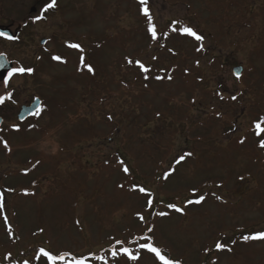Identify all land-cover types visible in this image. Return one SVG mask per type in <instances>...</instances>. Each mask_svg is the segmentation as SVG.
<instances>
[{
	"label": "rangeland",
	"instance_id": "1",
	"mask_svg": "<svg viewBox=\"0 0 264 264\" xmlns=\"http://www.w3.org/2000/svg\"><path fill=\"white\" fill-rule=\"evenodd\" d=\"M44 3L0 0V23L20 32L17 42L0 39V52L13 66L35 69L13 76L12 98L0 104V138L11 148L0 144V191L15 189L4 197L15 236L0 219V264H23L40 247L98 253L115 264L111 238L147 234L153 222L157 245L182 264H264V240L242 239L264 231V132L255 128L264 117V0H149L158 34H169L153 45L137 0H57L36 21ZM172 21L202 34L203 51H196L201 42L172 32ZM236 67L244 69L240 79ZM35 99L44 111L14 131L21 107ZM170 164L176 171L164 180ZM133 184L154 193L153 209L145 211ZM193 188L207 199L185 206ZM161 210L169 216L154 215ZM217 242L232 250L217 251ZM140 255L119 264H152L150 254Z\"/></svg>",
	"mask_w": 264,
	"mask_h": 264
},
{
	"label": "snow or ice",
	"instance_id": "2",
	"mask_svg": "<svg viewBox=\"0 0 264 264\" xmlns=\"http://www.w3.org/2000/svg\"><path fill=\"white\" fill-rule=\"evenodd\" d=\"M140 8V13L147 19V32L150 35L151 40L153 41H159L161 39V35L158 34L157 26L153 22V18L150 12L149 8V0H137ZM57 0H45V3L42 5L40 13L35 17L36 21L42 20L46 18V13L49 12V10L57 8ZM178 21H172L171 22V31L172 32H179L181 35L191 37L195 41L201 42L200 46L196 48L197 52L203 51V40L204 36L202 34H199L193 27L191 26H183L182 28L177 27ZM168 33L165 32L162 34L163 38L168 37ZM0 38L6 39L8 41H15L18 40L19 37L15 36L14 34H9L7 32L0 31ZM72 49H77L80 52H83V48L79 43H72L68 45ZM161 47H164V45H159ZM169 51H172L169 49ZM5 53L0 52V58H4ZM52 60L66 63L62 59L61 56L56 55L51 57ZM153 59H157V57H153ZM81 61H83V57H81ZM127 63L129 65L135 63L138 65L139 69L142 70L144 73H149L150 69L146 67V65L141 62L140 60L133 61L132 59H128ZM199 61H197V64ZM87 68V71L89 73H94V68L91 65H85ZM0 69H4L7 72V75L0 80V83L4 85L5 93L4 95H0V104L4 103L5 96H7L8 99L12 98V94L7 92V88L9 86L10 79L13 76L19 75H32L35 71L32 67H25V66H14L10 69L7 68L5 63H0ZM240 73H235V76L237 79H240ZM149 77L147 75L144 76V79L147 80ZM165 77H161L159 75L155 76V79L161 80ZM167 79L171 80L172 76L169 74L167 76ZM222 98V97H221ZM232 100H236L237 97L233 95ZM44 111V107L37 105V107L32 110L29 115H32L34 117H38L42 114ZM111 119V117H109ZM264 117L260 118L257 122H255V128L257 129V135H259L261 132H264ZM36 125H30V128H35ZM12 128L14 131H20L19 124H13ZM240 143H244V140H241ZM0 144L3 145V147L11 151L10 145L8 144L7 140H4L0 138ZM259 147L264 148V140H261L259 142ZM192 156L191 152L184 153L182 155H179L178 157L174 158V165H180L182 162L186 160V158ZM39 164V161H36L35 164L32 165L33 168H35ZM120 164L123 166L124 162L120 161ZM173 164H170L169 169L164 171L163 173V179L167 180L175 171L176 168ZM122 170L125 174H128L130 172V169L126 166L122 167ZM243 179V177H241ZM119 187L123 188L124 185L121 184ZM217 187H220V185H217ZM131 191L138 192L140 194H143L145 197V211L151 210L154 208V202H155V195L154 193L143 187L136 184H133L131 186ZM14 188H7L3 191H0V219L3 220V223L5 225L6 233L7 235L12 238L15 236L13 231V226L9 221V218L6 214V202H5V194L8 192H14ZM192 195L195 197V199H188L184 202L185 206L192 205V204H202L207 199L206 196L200 194L197 195V190L195 188L191 189ZM32 193H29L27 190L24 191V195H31ZM215 198L217 200H221L222 198L215 193H213ZM166 209H171L176 213L185 214L184 208L178 206L176 203H168L165 206ZM150 215H152V212H149ZM138 219L140 222H143L147 224V221L145 219V215L143 212H137L136 213ZM154 215L157 217H167L169 216V212L167 210H161L154 212ZM79 223V222H77ZM155 222L152 223L151 226L146 227V233L145 230H141V233L135 237H133L131 240L129 239H118L115 237L111 238V247L108 249L107 255H110L112 258V261H115V264H119L120 258L123 257L128 261H140L142 259L140 253L143 251L144 253L150 254L152 259V264H182V261L178 258H172L169 254H166L164 249L157 245L154 237H155ZM41 233L44 231L42 228L39 230ZM35 234V233H34ZM15 239H19V237H15ZM243 241L247 242L250 240H264V231H258L249 235H243L242 236ZM235 243V241H233ZM215 249L217 251H231V248H227V246L223 243L217 242L215 244ZM205 251H208V249H205ZM11 252L5 255L4 259L8 260L11 258ZM93 260L102 261L103 264H110L109 260L106 259L105 256H101L98 253H89V254H80L76 255L70 251H58L53 249H46L44 247H40L38 250H33V255L29 258L23 259V264H33V262H38V264H92ZM212 264H217L215 260L212 261Z\"/></svg>",
	"mask_w": 264,
	"mask_h": 264
},
{
	"label": "water",
	"instance_id": "3",
	"mask_svg": "<svg viewBox=\"0 0 264 264\" xmlns=\"http://www.w3.org/2000/svg\"><path fill=\"white\" fill-rule=\"evenodd\" d=\"M0 31L7 32L9 34H13L11 31L6 30V29H0ZM45 44H46V40H43L41 42V45L44 46ZM0 63H5L7 68H9V69L11 67H13V64L8 61L6 56L4 58H0ZM243 72H244V69L242 67H236L232 70V73H233L235 78H236L235 73H240L241 74L240 77H241ZM6 75H7L6 70L0 69V80H2ZM37 105L41 106V101L39 99H35L34 102L29 107L22 108V110L20 111V113L18 115V121L24 122L29 117H33L32 115H29V113L32 110H34L37 107ZM2 124H3V119L0 118V128H1Z\"/></svg>",
	"mask_w": 264,
	"mask_h": 264
},
{
	"label": "flooded vegetation",
	"instance_id": "4",
	"mask_svg": "<svg viewBox=\"0 0 264 264\" xmlns=\"http://www.w3.org/2000/svg\"><path fill=\"white\" fill-rule=\"evenodd\" d=\"M1 8H0V14H1ZM31 13H33V14H35L36 13V11H32L31 10ZM0 29H6V30H9V31H11L15 36H17V37H19V35H20V32L19 31H15V32H13V30H12V25L11 24H9V25H3L2 23H0ZM2 41H4L5 43L7 42V43H13V42H17L18 40H15V41H8V40H6V39H3V38H0ZM7 57V56H6ZM8 59V58H7ZM14 67V66H13ZM31 104H27V105H25V106H22L21 107V109H20V111L22 110V108H24V107H29ZM0 118H2L3 119V124H2V127L4 128V126H5V123H6V119L4 118V117H0ZM31 118H33V117H30V118H28L27 120H25L24 122H19L18 121V115H17V122H18V124L20 125V124H23V123H26L29 119H31ZM2 127L0 128V131H1V129H2Z\"/></svg>",
	"mask_w": 264,
	"mask_h": 264
},
{
	"label": "trees",
	"instance_id": "5",
	"mask_svg": "<svg viewBox=\"0 0 264 264\" xmlns=\"http://www.w3.org/2000/svg\"><path fill=\"white\" fill-rule=\"evenodd\" d=\"M161 36H162V34H161ZM149 39H150V37H149ZM160 40H161V39H160ZM160 40H159V41H160ZM152 41H153V40H151V45H153L154 43H156L155 41H153V42H152ZM161 43H163V41H162ZM166 46H167V45H164V47H166ZM143 74H144V72H143Z\"/></svg>",
	"mask_w": 264,
	"mask_h": 264
}]
</instances>
